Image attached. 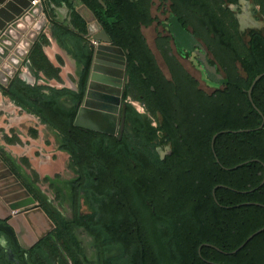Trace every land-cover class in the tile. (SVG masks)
Wrapping results in <instances>:
<instances>
[{
	"label": "flooded vegetation",
	"instance_id": "flooded-vegetation-1",
	"mask_svg": "<svg viewBox=\"0 0 264 264\" xmlns=\"http://www.w3.org/2000/svg\"><path fill=\"white\" fill-rule=\"evenodd\" d=\"M193 1H183L186 28L180 22L177 1L176 23L173 22L172 1L164 19L153 18L150 9V17L157 23L153 45L144 31L154 23L147 27L140 21L139 30L130 33L120 30L122 33L113 37L106 32L111 40L110 48L123 51L116 60L123 77L109 84L113 88L111 93L90 88V77L97 67V46L102 44L92 43V38H87L92 43L87 47L90 63L83 59L77 63L79 71L72 79L74 86L56 87L42 76L37 77L35 69L32 75L23 66L19 73L22 70L33 80L16 77L9 87L2 88L3 92H15L21 98H27L33 91L36 93L30 97L32 105L62 127L64 134L44 123L27 105L9 98L56 135L58 152L68 157L75 176L65 180L60 176H47L50 178L47 184L70 204V211L65 214L39 184L30 179L22 160L13 165L8 156L0 152V163L6 167V173L7 169L11 171L35 201L34 206L24 210L41 208L53 224L42 239L35 235L36 243L28 237L27 228L32 230V226H27L24 240L30 247L25 250L15 244L9 234L8 214H1L7 219L0 221V246L6 253V261L0 257V264H54L48 250L56 244L57 235L78 255L77 264H92V261L117 264L127 260L131 252L123 244L134 233V224L127 217V212L132 211H136L145 228L146 241L162 244L171 239L173 242L184 239L193 246L194 256H176V260L184 259L186 264H264V256H254L264 243V172L261 171L264 165H260V147L242 139H224L229 133L241 132L227 131L223 125L228 112L237 111L240 115L245 103L242 96L229 93L232 86L219 55L228 53L241 60L243 55L225 27L196 28ZM261 1L264 6V0ZM226 2L243 5V0ZM82 6L85 5L80 4L79 8ZM78 9L88 37V24ZM262 9L261 6V15ZM57 15L60 16L58 12ZM143 15L146 19L147 14ZM96 22L99 23L97 19ZM58 26L62 25L54 23L48 29L52 36L60 32ZM256 27L257 30L250 32L249 41L255 35L264 37L262 25ZM216 33L222 43L226 41L224 51L211 46L217 41ZM230 46L235 50L228 51ZM33 49L27 59L32 67ZM134 52L139 53L138 58ZM204 57L224 82L206 73ZM241 60L235 62V67L239 69V79L243 80ZM20 82H24L25 87ZM249 101L253 103L250 98ZM82 109L98 118L102 131L75 126ZM72 147L75 153L70 151ZM105 180L110 182L109 189L101 193ZM139 181H143L141 185ZM135 183L140 188L134 191L131 186ZM91 185L96 188L89 192L87 188ZM148 191L154 198H142ZM124 193H137L138 203L133 207L128 205L126 200L120 199ZM16 195L23 196L24 191ZM177 212L188 214V236L183 238L178 236L185 228L176 222ZM118 213H121L119 221ZM22 230L21 227V233ZM160 234L163 236L159 237ZM86 247L94 250V259L89 258ZM154 256L162 264L163 261L170 264L169 255L164 251ZM69 260L74 264L71 258Z\"/></svg>",
	"mask_w": 264,
	"mask_h": 264
},
{
	"label": "trees",
	"instance_id": "trees-1",
	"mask_svg": "<svg viewBox=\"0 0 264 264\" xmlns=\"http://www.w3.org/2000/svg\"><path fill=\"white\" fill-rule=\"evenodd\" d=\"M104 4H101L99 0H50L51 4L60 6V4H67L73 9L74 15V25L76 30H71L70 28H65L64 26H58L60 30L54 32V37L58 39L60 45L62 47H66L68 49V42L72 45L73 50L70 51L76 61L79 63L83 60L87 61V64L90 63V52L85 44L86 37V27L85 22L81 20V17L74 11L73 3L77 2L82 5H85L96 17L99 21L103 29L113 37V34L122 33L120 30H125L126 33H130L132 30H139V22L144 21L147 27H150L155 20L152 19L149 15L150 9L152 6V0H102ZM172 1L173 5L171 7L175 17L173 22L176 23V1L178 4L177 13L179 14V19L184 28L187 27L186 21L187 17L185 16V12L183 10L184 0H169ZM238 0H230V3H237ZM196 13V28L197 29H211L217 30L224 27L221 19L217 15V13L211 9L204 0H194L193 6ZM147 14V18L144 19V15ZM143 15V16H142ZM125 33V34H126ZM217 41L211 43L213 49L218 51H224L227 49L226 41L221 42V37L218 33H216ZM46 44L49 43V39L46 34H43L41 40L36 43L33 52H35L34 57L31 56L32 65L36 71L37 77H40L42 72H45L49 78L60 80L61 70L53 67L52 63L46 59L44 56L41 45L43 42ZM121 45L120 43H118ZM231 47V46H230ZM228 48V51L235 50V48ZM248 51H246L243 60L237 57L235 58L231 54L219 55V61L223 65V69L227 74L228 80L231 83L232 89H230V94L240 95L244 100V111L237 113H229L227 114V121H224L223 128L227 131H241L238 134L229 133L224 139H242V141H250L255 142L260 147L259 159L261 161V167L264 165V77L255 85L252 98L253 103L256 107L261 111L262 115L255 109L253 103L249 101L248 91L250 90L254 80L259 76L264 74V37L260 35H255L251 41L248 43ZM37 50V52H36ZM39 50V51H38ZM70 50V48H69ZM133 52V51H132ZM137 58L139 56L138 52L133 53ZM83 59V60H82ZM41 60H43L44 65L41 64ZM242 61V71L244 72L245 79L240 80L238 70L235 67L236 61ZM47 66V68H45ZM47 69L52 72V75L49 74ZM22 87H25L24 82H20ZM25 89V88H24ZM26 91V90H24ZM53 92H59L58 90H53ZM60 93V92H59ZM228 93V94H229ZM8 97H10L14 101L22 102L24 105L30 107L37 116H39L42 121L48 125L54 127L58 132L64 134V130L59 125L52 123L45 115L44 111L33 106L31 96H36V93L33 91L30 94H27V98H21L15 92H4ZM244 96V98H243ZM29 98V99H28ZM57 113L59 109L55 110ZM243 119L241 120V117ZM72 117V116H71ZM74 118V115L73 117ZM71 120V118H70ZM71 122V121H70ZM71 125V124H70ZM247 130V131H246ZM70 148V147H69ZM75 153V148L72 147L71 150ZM257 156V155H256ZM76 166V163L74 164ZM221 171V170H219ZM261 171L264 172L263 167ZM46 181H50V178H45ZM139 181L138 184L141 185ZM101 187V193H107L109 189V181L105 180ZM138 184H134L131 187L135 191V189L140 188ZM93 185L88 186V191L92 192L95 189ZM151 189V188H150ZM137 193L126 194L124 193L122 197L123 200H126L128 205L135 206L138 202ZM152 195V197H151ZM142 198H154L152 192L148 191L147 194H144ZM158 204H161L158 202ZM163 215L167 214L166 212L162 213ZM136 211L127 212L128 219L134 224L133 236L128 239L127 243L123 244L129 251L131 252V256L127 260L118 261L117 264H162V262L157 261V256L155 254L161 252H165L169 256L168 263L170 264H186V260L178 259L176 260V256H194L195 250L192 245L186 242L184 239L180 241L173 242L171 239L170 242L165 243H156L154 240L146 241L145 240V228L141 226V220L136 216ZM187 213L185 212H177L176 213V222L180 223L181 228H185L182 230L179 237L183 238L188 236L187 226L189 225V220L187 217ZM121 213L117 214V220L121 219ZM173 218V217H172ZM165 219V218H161ZM135 224L138 225L135 228ZM151 236V235H149ZM163 236V235H159ZM164 239H162L163 241ZM254 256H264V243L261 244V247L257 250ZM167 264V262H164ZM77 264V263H76Z\"/></svg>",
	"mask_w": 264,
	"mask_h": 264
},
{
	"label": "rangeland",
	"instance_id": "rangeland-1",
	"mask_svg": "<svg viewBox=\"0 0 264 264\" xmlns=\"http://www.w3.org/2000/svg\"><path fill=\"white\" fill-rule=\"evenodd\" d=\"M43 1L47 8L48 15L52 17L50 22L53 24L58 23L59 25L76 30L73 19V9L70 6L64 3L60 4V6H56L51 4L50 0ZM204 1L217 13L228 31L229 37L233 39L235 47L241 50L242 55L245 56L246 51L249 49L250 32L253 31V29L257 30L256 25L258 24L262 25V30L264 32V6L262 5V1L243 0V5L229 4L226 0ZM53 6L55 8H53ZM73 6L74 11H76L79 8V3L74 2ZM170 6L171 2L169 0H152L151 13L153 18H157L158 20L164 19L170 11ZM261 6L263 8L261 10L262 15L259 14ZM57 12L60 16L57 15ZM156 24L157 23H154L151 28L144 31L151 45H153V39L155 37L154 29L157 26ZM157 28L160 27L158 26ZM44 34L52 39L53 43L49 41V43L46 44L44 41L41 45L42 52L51 63L50 57L53 58V56H56V62L52 63V65L54 68L63 71L62 75L64 78L62 79L61 77L60 80H55L49 78L45 72H42L41 76L45 80L51 81L56 87L74 86L73 83L75 80L72 79L77 77L79 67L70 56V51L73 50L72 45L68 42L70 47L68 52L57 43L56 38L51 36L50 30H45ZM87 38L88 37L84 38L85 44L89 47L92 43L88 41ZM94 44L97 45V43ZM59 53L62 55H59ZM34 54L35 52H32L31 56L34 57ZM44 64L43 60H41L40 65ZM45 68H47V66H45ZM47 71L52 75L49 69H47ZM1 92L0 152L8 156L13 165L17 160H22V164L25 166L30 179L33 178V182L39 184L41 190L51 198L60 210L65 214L69 213L70 204L57 193L56 189L50 187L45 179L47 176H53L52 178L60 176L65 180L75 176V170L70 167L68 157L58 152V140L56 135L44 126L39 119L23 112L3 91ZM5 173V169L0 163V204L2 205L0 206V210L4 212V207H6L9 211H19L34 206L35 204H32L27 208H20V206L28 202V198H26L25 195H16V193L22 190L19 188L16 189L18 184L14 181L13 177ZM11 188L13 190H10ZM7 198L10 200L6 201ZM55 243L56 244L51 246L48 250L54 264H71L69 258L73 260L74 264L80 262L77 257L78 255L61 235H57ZM85 251L91 260L94 259V250H89L88 247H86ZM92 262V264H94V261Z\"/></svg>",
	"mask_w": 264,
	"mask_h": 264
},
{
	"label": "water",
	"instance_id": "water-1",
	"mask_svg": "<svg viewBox=\"0 0 264 264\" xmlns=\"http://www.w3.org/2000/svg\"><path fill=\"white\" fill-rule=\"evenodd\" d=\"M36 0H0V88H7L13 82V80L18 77L24 81H32V77L28 74L20 72V69L25 66L27 70L34 75V68L31 63L27 61L30 51L35 46L40 35H42L45 30L51 29L53 23L50 22L52 17L48 15L47 8L43 1H39L36 5L32 3ZM101 4H104L102 0H99ZM53 8H55L53 6ZM78 12L84 16L88 26V38H92L96 42H101L102 44L111 43L110 38L106 31H104L101 25L96 22L94 14L86 7L82 6L78 9ZM102 35V36H100ZM102 47L101 45L99 46ZM112 50L117 51L119 54H123V51L118 48H112ZM95 56V55H94ZM204 63V69L208 75L215 78V80L224 82L220 76L216 75L215 69L211 67L206 58H202ZM96 67L90 77V88L93 90L94 81L97 78L95 73ZM31 80H30V78ZM264 77L259 75L253 82L248 95L251 101L252 92L255 85ZM29 78V80H28ZM255 109L262 115L261 111L254 105ZM264 118V117H263ZM101 123L95 115H91L87 110L82 109L75 120L76 127H86L88 129L102 131ZM6 170V167L3 166ZM7 174L13 177L14 181L18 184L17 188L24 191V195L28 198V202L20 208H27L29 205L35 204L34 199L30 196L29 192L24 189L22 184L19 183L18 179L12 174L11 171L7 169ZM0 206H2L0 204ZM1 209V208H0ZM3 209V208H2ZM24 210V209H22ZM9 211L4 207V212L0 210V221H4L1 217L2 213L8 214V224L7 229L15 244L21 245L25 250L30 246L25 244L24 236L28 223L32 221V213L38 212L41 216L46 219L45 228L37 235L38 239H42L47 233V228L53 226L48 216L45 212L39 208L34 211L17 212ZM15 213L14 215H12ZM10 214V215H9ZM12 216V217H11ZM10 217V218H9ZM25 219V220H24ZM22 227V233L20 231ZM6 229V230H7ZM37 238L32 239L36 243ZM0 257L6 261V253L0 246Z\"/></svg>",
	"mask_w": 264,
	"mask_h": 264
},
{
	"label": "bare ground",
	"instance_id": "bare-ground-1",
	"mask_svg": "<svg viewBox=\"0 0 264 264\" xmlns=\"http://www.w3.org/2000/svg\"><path fill=\"white\" fill-rule=\"evenodd\" d=\"M101 46V48L97 46V69L95 71L97 78L94 81L95 88L93 90L95 92L108 94L111 93L113 89L109 86V84H112L113 82H116L118 79L122 78L123 71L120 70L121 68H117L118 66L116 65V60L119 59L118 56L120 54L112 50L109 46V43L101 44Z\"/></svg>",
	"mask_w": 264,
	"mask_h": 264
},
{
	"label": "crops",
	"instance_id": "crops-1",
	"mask_svg": "<svg viewBox=\"0 0 264 264\" xmlns=\"http://www.w3.org/2000/svg\"><path fill=\"white\" fill-rule=\"evenodd\" d=\"M47 36V35H46ZM52 36V35H51ZM48 37V36H47ZM53 38H54V36H52ZM49 39V41L51 42V43H53V40L52 39H50V38H48ZM58 43V42H57ZM69 46V45H68ZM64 48V47H63ZM70 47H68V49H69ZM67 50L68 52H69V50L65 47L64 48V50ZM66 53V52H65ZM59 55H62L61 53H59ZM70 56H71V58H72V60L77 64L78 63V61H76V59L74 58V56H73V54L70 52ZM55 57L56 56H53V58L52 57H50V60L52 61V63H55L56 62V59H55ZM25 70V69H24ZM62 72L63 71H61V74H60V76L62 77V79L64 78L63 77V75H62ZM2 90H1V88H0V95L2 94V92H1ZM10 190H13L12 188L10 189ZM32 221H31V223H28V226H32V230H30V229H28L27 228V232H28V237L29 238H33V237H35V235H38L44 228H45V226H46V219H45V217H43V216H41L40 215V213H38V212H33L32 213ZM25 220V219H24ZM28 230H30V231H28Z\"/></svg>",
	"mask_w": 264,
	"mask_h": 264
},
{
	"label": "built area",
	"instance_id": "built-area-1",
	"mask_svg": "<svg viewBox=\"0 0 264 264\" xmlns=\"http://www.w3.org/2000/svg\"><path fill=\"white\" fill-rule=\"evenodd\" d=\"M39 1H43V0H36L32 3V5H36ZM44 2V1H43ZM92 43H97L95 40L91 39Z\"/></svg>",
	"mask_w": 264,
	"mask_h": 264
}]
</instances>
